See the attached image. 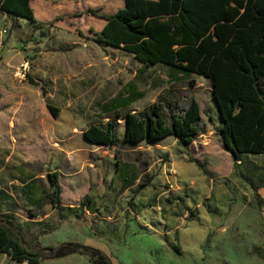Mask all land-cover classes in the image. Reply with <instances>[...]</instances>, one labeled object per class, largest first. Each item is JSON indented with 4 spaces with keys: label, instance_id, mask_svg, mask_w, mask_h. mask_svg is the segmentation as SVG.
<instances>
[{
    "label": "rangeland",
    "instance_id": "rangeland-1",
    "mask_svg": "<svg viewBox=\"0 0 264 264\" xmlns=\"http://www.w3.org/2000/svg\"><path fill=\"white\" fill-rule=\"evenodd\" d=\"M124 6L43 0L33 6L36 23L0 12V213L15 211L33 249L81 242L102 247L113 264H224L245 250L264 256V242H256L264 240L263 206L253 194L264 187V156L236 159L225 150L211 80L147 68L99 41L106 21L89 10L115 14ZM169 92L200 104L204 131L190 146L174 136L131 145L124 118H116L117 146L83 137L90 125L141 112ZM55 172L58 209L46 204ZM70 258L63 264H92ZM0 264L26 263L0 253Z\"/></svg>",
    "mask_w": 264,
    "mask_h": 264
},
{
    "label": "trees",
    "instance_id": "trees-1",
    "mask_svg": "<svg viewBox=\"0 0 264 264\" xmlns=\"http://www.w3.org/2000/svg\"><path fill=\"white\" fill-rule=\"evenodd\" d=\"M32 1L0 0V12L36 23ZM89 12L106 21L96 33L105 45L132 54L147 68L162 65L211 80L225 150L236 159L264 156V0H125L115 14ZM139 98L122 100L120 109ZM50 110L57 115L56 108ZM116 118H124V141L134 146L174 136L188 147L204 131L196 98L171 93L160 95L141 112L126 110L105 124L90 125L85 139L97 146H117ZM49 179L53 191L47 194L46 204L58 209L59 173L49 174ZM14 213H0V253L13 261L41 264L79 254L92 264H113L106 253L81 242L31 248ZM173 247L180 253V246Z\"/></svg>",
    "mask_w": 264,
    "mask_h": 264
},
{
    "label": "crops",
    "instance_id": "crops-1",
    "mask_svg": "<svg viewBox=\"0 0 264 264\" xmlns=\"http://www.w3.org/2000/svg\"><path fill=\"white\" fill-rule=\"evenodd\" d=\"M52 1V0H50ZM39 2H43V0H35V1H32V7L33 6H36L37 4H39ZM46 5V2L44 3ZM44 5V6H45ZM37 18V17H36ZM38 20V18H37ZM51 20V19H50ZM39 21V20H38ZM48 21V20H46ZM121 50V49H120ZM132 55V54H131ZM159 66V65H158ZM122 104V101L121 103H119V107H117V109H120V106ZM84 135V133H83ZM84 137V136H83ZM85 138V137H84ZM86 140V139H85ZM90 143V142H88ZM91 144V143H90ZM106 147V146H105ZM253 194H258L260 196V201H258V205H262L263 208V217H262V223L259 224L260 228H262L264 230V187H260L258 189V191H256V189L253 191ZM257 225V224H256ZM257 227V226H256ZM264 239V238H263ZM231 240V239H230ZM230 240L227 241L228 244H230ZM256 242H264V240H261L260 236H257L256 237ZM227 244V245H228ZM90 246H93L95 248H98L100 249L101 251H103L104 253H107L102 247L100 246H97V245H90ZM4 254V253H2ZM4 255H7V254H4ZM73 255H76V254H73ZM73 255H70L68 257H64V258H54V259H46V260H51L50 264H63V262H67L71 259H74V258H70L71 256ZM229 255H231L230 257H228L226 259V262L224 264H264V256H260V255H249V252H245L242 254V257H238L237 256V253L233 254V253H229ZM239 255V254H238ZM8 256V255H7ZM83 256V255H82ZM9 257V256H8ZM10 258V257H9ZM11 259V258H10ZM12 260V259H11ZM13 261V260H12ZM13 262H16V261H13ZM16 263H19V262H16ZM26 264H28L27 262H25Z\"/></svg>",
    "mask_w": 264,
    "mask_h": 264
},
{
    "label": "water",
    "instance_id": "water-1",
    "mask_svg": "<svg viewBox=\"0 0 264 264\" xmlns=\"http://www.w3.org/2000/svg\"><path fill=\"white\" fill-rule=\"evenodd\" d=\"M213 89H214V87H213Z\"/></svg>",
    "mask_w": 264,
    "mask_h": 264
}]
</instances>
